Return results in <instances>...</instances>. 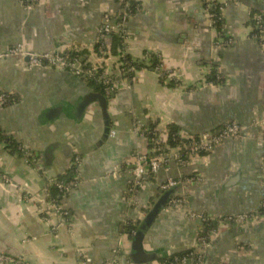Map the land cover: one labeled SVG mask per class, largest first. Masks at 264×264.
I'll return each instance as SVG.
<instances>
[{"label": "crops", "instance_id": "crops-1", "mask_svg": "<svg viewBox=\"0 0 264 264\" xmlns=\"http://www.w3.org/2000/svg\"><path fill=\"white\" fill-rule=\"evenodd\" d=\"M215 1L225 6L223 38L234 40L218 52V32L202 0H137L142 10L124 26V54L145 68L130 79L129 73L119 75V55L95 52L104 16L116 25L124 12L119 1L38 0L27 9L17 0H0V54L19 44L38 53L80 50L84 61L103 64L123 82L109 101L107 124L98 105L80 115L82 97L94 91L69 69L27 70V60L0 58V92L17 97L0 107V132L19 149L0 141V172L8 178H0V252L32 264H79L83 250L89 264H135L129 226L141 225L155 210L168 178L195 180L183 188V206L167 204L147 228L144 250L157 256L148 264L194 249L205 216L215 221L261 209L264 54L253 16H264V0ZM213 74L222 76L221 84L209 82ZM232 120L242 127L240 138L189 165L173 163L148 175L142 188L130 191L138 158L154 152L144 128L156 124L166 143L170 126L196 136ZM76 157L79 183L60 202L70 214L63 221L50 209L49 189L74 169ZM252 226L241 232L217 225L208 260L264 264V224Z\"/></svg>", "mask_w": 264, "mask_h": 264}, {"label": "built area", "instance_id": "built-area-1", "mask_svg": "<svg viewBox=\"0 0 264 264\" xmlns=\"http://www.w3.org/2000/svg\"><path fill=\"white\" fill-rule=\"evenodd\" d=\"M25 8L29 9L34 6L38 0H17ZM137 6L135 7V12L139 13L142 10V7L137 0ZM203 4L209 14L210 24L213 28L216 29L217 22L223 20V12L225 10L224 5H218L215 0H202ZM129 7V4L126 5ZM214 9L217 12H214ZM134 14V11L130 9L123 14L121 22H117L116 25H113L112 18L109 14L104 16V23L99 30L98 41L101 43L100 52H103V48L106 44L107 39L110 37V34L113 32L122 33L123 38H127L125 35L124 25L127 20L131 18ZM253 21L255 22V37L259 40L263 54H264V16L262 14H255L253 16ZM234 44L232 38H221L219 33L213 43V50L218 52L224 47L231 46ZM16 56L26 61L27 70H33L34 68H54V69H69L76 76H88L92 78H97L98 67L91 64L90 68H84V63L81 62L82 58H72L70 51H57V52H48V53H38L35 51L27 50L22 44L15 46L8 50L4 54H0V58H7ZM124 65V64H122ZM158 71L162 70V66H156ZM136 68L134 66H129L127 69L120 68V74L123 73H134ZM111 74L105 71L97 79L98 82L104 85L105 96L109 97L111 94H114L116 90L120 88V85L123 83L120 80L119 76L110 78ZM217 82L222 81V76L216 74ZM214 84V82H210ZM13 95L0 92V107L4 106L10 100H13ZM144 130V129H143ZM142 133H145V130ZM181 134V133H180ZM242 134L241 125L235 121H227L223 124V127L215 133H204L198 136H189L182 135L183 138L187 139L188 142H182L177 148L171 149L167 154L161 153L158 155H143L140 156L136 162L135 168L132 170V186L131 192H137L138 189L144 186V181L148 175H154L160 170L167 168L169 165L176 163L179 166H186L193 163L197 158L208 155L214 152L225 140L230 138H240ZM115 135V132H112V136ZM145 135V134H144ZM264 146V140L262 139L259 143ZM185 152L186 155L183 153ZM81 165V160L76 157L74 160V170L76 175H78V168ZM0 178L8 180L7 176L0 172ZM194 178L184 179L182 181L175 180L174 178H168L162 185V190H169L174 187L185 188L189 186ZM79 183L78 177H75L71 181L64 183L62 181H54V185L59 189V191L65 196L70 191H72ZM184 197L176 196L173 197L168 206L170 208H181L184 204ZM50 209L57 213L63 221H67L69 217V212L64 208V206L55 200L50 201ZM261 209H264V202L261 205ZM259 211V210H258ZM258 211L253 213H239L224 216L219 220V225L221 226H244V225H259ZM191 216H194L191 214ZM202 221L205 223L207 218H202ZM135 234V232H133ZM213 232L205 233L204 230L201 231L198 240L197 246L190 250L185 256L178 258L175 257L173 261H166L165 264H218L217 262H210L207 258V249L211 244ZM121 250L115 251L117 254ZM118 255V254H117ZM80 262L79 264H89L87 256L84 254L83 250H79ZM116 260H112L109 263L105 264H115ZM0 264H32L24 256H15L9 253L0 252Z\"/></svg>", "mask_w": 264, "mask_h": 264}, {"label": "trees", "instance_id": "trees-1", "mask_svg": "<svg viewBox=\"0 0 264 264\" xmlns=\"http://www.w3.org/2000/svg\"><path fill=\"white\" fill-rule=\"evenodd\" d=\"M117 1H119V3H121V7L124 10L123 14L125 13V11L127 12L129 9L131 11H134L133 15L136 14L135 7L137 6V4L135 1H133V0H117ZM127 4H129V7H126ZM214 12H217V10L214 9ZM123 14H121L118 17V19H117L118 23L122 21ZM123 30L125 31V29H123ZM216 30L219 33V36L221 38H223L222 20L217 22ZM107 41L108 42H106V44L103 48V52H100V49H99L101 46L100 42H98L97 45L95 46V52L98 53L97 54L98 56L100 55L99 57L103 58V57H108V56H116V55L118 56L119 55V57H121L123 59L124 65L121 66L122 69H127L129 66H134L136 68V70L145 68V63L143 61L133 60L131 58V56L124 54L126 43L124 42L122 33L116 34V32H113L112 34H110V37L107 39ZM108 53H110V54H108ZM70 54H71L72 58H79L80 59L82 57H85V52L80 51V50L70 51ZM151 61H153L154 65H157V63H158V61L155 57H152ZM83 63H84L85 69L91 67V64L89 62L87 63V61H84ZM97 67H98L97 78L88 77L86 75L80 76V77L86 83V85L89 88H91L94 92L104 94V85L101 84L100 82H98L97 79L99 78V76L101 74H103L106 71V69L104 68L103 64L100 66H97ZM127 75L130 79H132V76H133L132 73H129ZM109 77L113 78L116 76L110 75ZM209 82L216 83L217 82L216 75L213 74L212 77L209 79ZM221 83H222V81L218 82L217 84H221ZM16 100H17V97H14L12 101L10 100V102L5 104L4 106L10 105V104L16 102ZM222 127H223V125L220 126L218 129L211 131V133L218 132ZM144 130H145L144 134L146 136V139L148 140L149 147L154 149V152L152 154H150L149 156L158 155L161 153L167 154L171 149L177 148L182 142H185V143L188 142V140L183 138L182 135L180 134V128H178L176 126H170L168 128V139H167L166 143H162L159 140V134L157 131L156 124H152L148 128H144ZM206 133H210V132H206ZM196 136H198V135H196ZM4 140L13 150L18 149L16 146L18 144L15 141H13L11 137H6V136L2 135V133L0 132V141H4ZM18 150H17V152H18ZM183 153L186 155L185 152H183ZM75 176H76V172L72 168L71 171L67 175L60 177L59 181L67 183V182L71 181L72 179H74ZM49 193H50V196H49L50 201L55 200L57 202H61L62 198L64 197V195L59 191V189L55 185H52V187L49 189ZM205 218H207V216H205ZM258 218H259V222L261 224H264V209H260L258 211ZM217 225H219V220L214 221V220L207 218V221L204 223L203 230L205 231V233L213 232ZM138 227H139L138 223H136L134 225H130L129 230H128L129 235L133 236L134 235L133 232H136ZM191 250H193V249H191ZM188 252H190V251H188ZM188 252L179 253V254H176V256L169 255L167 259H162L161 262L166 263V261H173L175 257L181 258V257L185 256ZM216 262L218 264H226L227 263L226 261H216Z\"/></svg>", "mask_w": 264, "mask_h": 264}, {"label": "water", "instance_id": "water-1", "mask_svg": "<svg viewBox=\"0 0 264 264\" xmlns=\"http://www.w3.org/2000/svg\"><path fill=\"white\" fill-rule=\"evenodd\" d=\"M81 62L83 63L84 59H81ZM114 96H115L114 94H111L109 97H107L105 95H99V94L96 95L94 92H88L84 94V96L81 99V102L78 104V111L82 116L86 113V111L89 108L93 107L94 105H98V107L101 109L102 116L105 122H107V124H110L107 109H108L109 101L111 100V98H114ZM107 131L109 133V129ZM187 194H188L187 190L183 191L178 186L163 191V195L157 204L158 208L156 207L154 211L150 212L146 216L142 224L141 225L139 224L138 229L136 230L135 234L132 237V250L130 253V258L135 264H148L156 260L157 258L156 254L148 253L144 250L143 241L146 230L154 222L160 209L165 207L173 197L176 196L185 197L187 196ZM254 228L256 227L252 225H244V226L236 227V229L241 232L253 230Z\"/></svg>", "mask_w": 264, "mask_h": 264}, {"label": "rangeland", "instance_id": "rangeland-1", "mask_svg": "<svg viewBox=\"0 0 264 264\" xmlns=\"http://www.w3.org/2000/svg\"><path fill=\"white\" fill-rule=\"evenodd\" d=\"M93 65H95V66H100L101 64H93Z\"/></svg>", "mask_w": 264, "mask_h": 264}]
</instances>
